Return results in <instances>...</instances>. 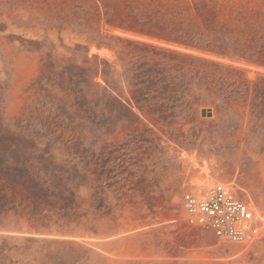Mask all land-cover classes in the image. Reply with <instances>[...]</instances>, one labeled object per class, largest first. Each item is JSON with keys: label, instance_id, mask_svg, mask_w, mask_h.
<instances>
[{"label": "rangeland", "instance_id": "obj_1", "mask_svg": "<svg viewBox=\"0 0 264 264\" xmlns=\"http://www.w3.org/2000/svg\"><path fill=\"white\" fill-rule=\"evenodd\" d=\"M217 183L264 220V0H0V186L37 222L0 264H264V225L191 263L155 217Z\"/></svg>", "mask_w": 264, "mask_h": 264}, {"label": "built area", "instance_id": "obj_2", "mask_svg": "<svg viewBox=\"0 0 264 264\" xmlns=\"http://www.w3.org/2000/svg\"><path fill=\"white\" fill-rule=\"evenodd\" d=\"M182 204L191 226L207 229L225 243L248 244L262 234L263 218L229 184L217 183L199 194L186 191Z\"/></svg>", "mask_w": 264, "mask_h": 264}, {"label": "crops", "instance_id": "obj_3", "mask_svg": "<svg viewBox=\"0 0 264 264\" xmlns=\"http://www.w3.org/2000/svg\"><path fill=\"white\" fill-rule=\"evenodd\" d=\"M155 217L165 220L162 226L183 240L182 248L185 253L183 259L191 263L213 259L212 243L215 242V234L207 229L191 226L186 219L185 211L183 213L180 210L170 211L166 215L158 213Z\"/></svg>", "mask_w": 264, "mask_h": 264}, {"label": "trees", "instance_id": "obj_4", "mask_svg": "<svg viewBox=\"0 0 264 264\" xmlns=\"http://www.w3.org/2000/svg\"><path fill=\"white\" fill-rule=\"evenodd\" d=\"M16 170H22L21 166H14ZM8 181V180H7ZM48 190V189H47ZM0 197L3 199L2 202H0V222L3 223L4 226H14L18 229H23L27 225H31L32 227H35L37 225V222L34 220H30L29 222H25L23 218L19 216V214H14L13 216L9 215L8 211L13 207L11 202V197L8 195L7 191L2 189L0 186ZM7 219V220H5Z\"/></svg>", "mask_w": 264, "mask_h": 264}]
</instances>
